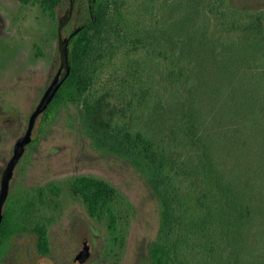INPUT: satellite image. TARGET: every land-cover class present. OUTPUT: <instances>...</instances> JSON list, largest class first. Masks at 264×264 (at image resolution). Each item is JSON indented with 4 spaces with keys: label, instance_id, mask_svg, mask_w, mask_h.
<instances>
[{
    "label": "rangeland",
    "instance_id": "374dc122",
    "mask_svg": "<svg viewBox=\"0 0 264 264\" xmlns=\"http://www.w3.org/2000/svg\"><path fill=\"white\" fill-rule=\"evenodd\" d=\"M3 1L0 0V3ZM181 1L108 0L106 22L95 36V53L86 63V71L93 78L86 96L98 108V120L108 124L110 131L127 126L144 128L149 124L162 136L170 133L169 126L173 121L168 120L162 109L158 112L154 110L159 108L156 100L152 103L150 116L139 111V107L145 105V100L149 96L155 99L156 94L151 90L150 94H145L146 98L143 97V72L135 59L139 55L146 56L157 34L159 42L162 41L159 32L162 33L163 18L172 13ZM69 2L59 17L66 14ZM197 2L200 9L209 4L205 0ZM15 3L13 5L19 4ZM211 6L217 10L211 17L213 25L209 31L210 38L200 52V56L208 60L199 72H213L216 66L212 59L215 56L224 62L221 67L226 82L222 85L220 99L212 98L214 95L210 93L211 101L206 102L205 92H197L191 96V107L193 113L198 112L201 116L202 122L208 121L206 125L209 129L215 125L217 132H220L226 124H233L234 116L230 114L228 104L231 100L226 98L232 92L234 83L243 81L248 84L254 82L256 76L264 80V0H216ZM243 6L250 7V11H244ZM18 10V20L21 22L16 35L21 53L18 60L12 61L15 53L5 50L12 39L1 36L0 68L7 71H0V83L14 85L17 81L11 74L17 64H34L38 62L36 55L40 53L42 57L39 65L45 56L43 62L47 67L46 72L50 70L51 73L47 78L42 74L39 80L34 77L35 82L29 79L30 87L21 89L17 97L9 98L8 101L14 106L9 114L14 118V124L18 118H26L33 111L58 66L55 20L47 18V22H41L37 7H19ZM234 10L241 13L238 21ZM90 18L91 14L84 1L69 15L62 31L63 37L89 22ZM219 30L225 32L222 46L218 41ZM151 34L152 39L149 38ZM45 35L47 37L44 38ZM137 38L140 41L137 42ZM41 69L44 70V67ZM218 84L215 78L212 90H219L216 89ZM261 94L257 95L256 102L258 107L264 109V95ZM74 112L75 108L63 109L51 119L46 120L45 116H40L36 121L31 142L20 158L9 188L7 207L14 202L13 196L21 198L14 224L21 228L20 231L27 232L14 237V247H19L20 253L29 249L33 264H76L74 255L81 247V235L84 233L91 244L85 264H149L148 246L155 240L159 229L158 202L142 175L133 166L92 146L90 140L79 132ZM3 120L0 119L2 129L7 124ZM216 133L212 132L213 135ZM219 139L214 140L215 157L224 160L227 151L232 148H226V142L224 145L221 142L228 140ZM12 144L13 141L8 139L0 141V159L6 156L9 158ZM240 150L239 155L243 153ZM81 176L103 180L114 189L110 204L116 217L113 229L109 227V217L105 216L101 220L92 217L83 199L73 192L72 183ZM170 183L176 196L177 218L170 240L180 262L264 264V245H258L264 222L248 214L238 217L237 228L229 234L223 224L228 225L233 219H218L215 222L214 217L212 222L204 221L208 210L198 205L200 187L191 175L175 171L170 177ZM53 188H58L59 194H55ZM234 212L236 214L239 211L234 209ZM215 223H222L218 231L213 229ZM37 225L44 226L50 236L51 252L46 258L36 251L37 237L28 233ZM214 231L218 236L211 240ZM212 242L217 247L221 243L216 255L211 251L214 250Z\"/></svg>",
    "mask_w": 264,
    "mask_h": 264
},
{
    "label": "trees",
    "instance_id": "16d2710c",
    "mask_svg": "<svg viewBox=\"0 0 264 264\" xmlns=\"http://www.w3.org/2000/svg\"><path fill=\"white\" fill-rule=\"evenodd\" d=\"M43 1L44 9L54 16V8L61 0ZM205 1L209 4L202 9L197 0L181 1L172 13L163 18L162 33L159 32L162 41L159 42L157 34L156 39L152 40L154 43H151L152 50L148 48L146 56L139 55L135 59L143 72V97L146 98L145 94H150L151 90L156 94L154 100L149 96L139 111L145 116L149 115L153 109L152 103L156 100L159 108L154 110L158 112L162 109L168 120L173 121L169 126L170 133L162 136L149 124L144 128L127 126L110 131L108 124L98 120V108L86 96L93 80L86 71V63L95 53V36L106 22L108 0H93L92 17L82 25L67 48L70 73L44 117L46 120L51 119L63 109L75 108L78 130L90 140L92 146L123 159L142 175L160 208L158 234L148 246L149 264H184L174 254L170 240L177 224L176 196L170 183L175 171L191 175L198 182L200 192L197 202L201 209L208 210L204 216L207 223L212 222L214 217L215 222L218 219H233L228 225L223 224L225 231L232 234L238 226V217L248 214L264 222V109L258 107L256 102L257 95L261 92L264 95V80L256 76L254 82L248 84L243 81L234 83L232 92L226 98L231 100L228 104L229 112L234 116L233 124H226L220 132H217L215 125L209 129L206 125L208 121L202 122L201 116L198 112L193 113L191 107V96L197 92H205L206 102L211 101L210 93L214 95L212 98L220 99L222 85L226 82L221 67L224 62L215 56L212 59L216 66L214 71L199 72L208 60L201 57L200 52L210 38L209 31L213 25L211 17L217 10L211 6L216 0ZM242 9L248 12L251 8L243 6ZM240 14L235 12L237 21ZM219 31L218 41L222 46L225 32ZM152 37L153 34L149 36L150 39ZM215 78L220 83L216 88L220 89L216 91L212 90ZM211 131L217 133L213 135ZM216 139L228 140L221 142L223 145L226 142V148H232L225 150L228 154L224 160L215 157ZM239 149L243 152L240 155ZM72 189L86 203L92 217L101 220L107 216L109 227H115L116 217L110 205L115 191L109 184L97 178L81 176L73 181ZM53 192L59 194L60 190L53 188ZM20 201L19 197L6 208L2 230H21L14 224L13 216L21 206ZM234 209L239 212L235 214ZM221 224H213V229L218 231ZM261 228L259 246L264 245V225ZM33 230L40 236L39 250L42 253L49 252L46 228L37 225ZM216 231L211 234V240L218 236ZM213 247L211 251L216 255L221 243L219 247L213 243Z\"/></svg>",
    "mask_w": 264,
    "mask_h": 264
},
{
    "label": "flooded vegetation",
    "instance_id": "af4514ba",
    "mask_svg": "<svg viewBox=\"0 0 264 264\" xmlns=\"http://www.w3.org/2000/svg\"><path fill=\"white\" fill-rule=\"evenodd\" d=\"M42 1L43 0H28V1L5 0L2 3H0V38L1 36L8 37V38L11 37L12 40L10 41V44L7 43L8 45L5 46V50L8 51V53H10V51H13L15 53L12 61L18 60L19 59L18 56L21 53L19 51V46H18L19 38H18V35H16L17 28L19 27V24L21 22L18 20L19 19L18 17L19 7H29L30 9L37 7L40 12V16H38V19H40L41 22L43 23L47 22L45 21L47 18L54 19L56 22V26H57L55 37H56V42L58 46L57 47L58 66H57V69H56V72L53 78L50 80L49 85L41 94L38 103L34 105L33 111L28 116H26V118H18V121L15 124H14V121H15L14 118L13 117L11 118L9 115L10 112H12V110L14 109V106L8 100L10 97H17L19 95V92L21 93V89L26 90L27 87H30L29 79H32L35 82V78H38L39 80L42 77L41 76L42 74H44L46 78L47 76L48 77L50 76L51 71L47 70L46 72L47 67L45 65V62H43L45 61V56H43L44 59L42 58L43 60H42L41 65H39L41 61V57H42L41 53L40 55L39 54L36 55L38 62L34 64H31L29 66L27 65L20 66L19 64H17V66L15 65L16 68L15 70H13L14 73L11 74L10 72V74L13 75L11 77L15 78V80L17 81L15 84H18V86H15V84L9 85L6 83H0V119H4L3 121L7 123L5 126H3L4 127L3 129L0 127V141L2 139H5V140L8 139V140L13 141V144L9 151L10 152L9 158H7L6 156V158L2 157L0 159V213L1 211H3V219H4L5 210L7 208V203L10 198L9 188L11 185V181L13 179L14 171L20 161V158L23 156V154L28 148V145L30 144L28 143L27 145L21 147L22 142L26 138V135L28 132L29 121L31 119V116L33 112L37 109V107L41 103H43V101L46 100V98L48 97L50 93L49 91L51 90V88L57 82L63 79V77L66 75L69 69L67 48L83 24L77 27L76 29H74L73 31H71L70 33H68L66 37H63L62 31L65 28L67 19L69 15L75 12V8L80 3L82 4L84 1H85V4H87L88 6L91 17H92V12H93V0H61L55 6L54 16H52L49 11H46L44 9V5L42 4ZM68 1H70L69 2L70 4H69L68 10L65 11L66 14L63 17H59L60 13L65 10ZM15 2H18L19 4L13 5V4H16ZM16 6L18 7L15 10ZM43 37L45 38L47 36L45 35ZM42 66L44 67V70L41 69ZM4 70L5 69L0 68V71H4ZM28 98H29V95H28ZM49 106L43 113L39 115V117L45 116ZM13 125H16V126L14 127ZM21 150L23 151V153L21 157L17 159V155L19 154ZM16 200L17 198H15L14 201ZM13 216H15V214ZM3 219L0 223V264H33L31 261V252L29 249H27L25 253L24 251L20 253L19 252L20 250H18L19 247H16V248L14 247V237L18 234L27 233V232L13 231L10 229L2 230ZM28 233L31 234L32 237H35V236L37 237V243H36L37 253L43 258L50 256L51 245H50V236H49L48 231H47V237H48L50 249H49V252L47 253H42L39 250V237L40 236L38 232L32 229ZM85 247H87V255H88V251L90 252V249H91V244H90V241L88 240L87 234L83 233L81 235V247L77 249L74 255V263L85 264L87 262V259H88L87 256L85 260L82 261L81 263L77 262L78 256L81 254V252L84 250ZM42 264H47V263H42Z\"/></svg>",
    "mask_w": 264,
    "mask_h": 264
},
{
    "label": "water",
    "instance_id": "95a60500",
    "mask_svg": "<svg viewBox=\"0 0 264 264\" xmlns=\"http://www.w3.org/2000/svg\"><path fill=\"white\" fill-rule=\"evenodd\" d=\"M70 73V68L68 69L66 75L63 77L62 80H60L59 82H57L52 88L51 90L49 91V95L48 97L46 98L45 101H43V103H41L37 109L33 112L32 116H31V119L29 121V127H28V132H27V135H26V138L24 139V141L22 142V146H25L27 145L28 143L31 142V135H32V131L35 127V124H36V121H37V118L39 117V115L41 113H43L47 107L49 106V104L51 103V101L53 100L55 94L57 93L58 89L60 88V86L62 85V83L65 81V79L68 77ZM23 151L21 150L19 152V154L17 155V159H19L22 155ZM3 219V211H1L0 213V223ZM87 256V247L84 248V250L81 252V254L78 256L77 258V262L81 263L82 261L85 260Z\"/></svg>",
    "mask_w": 264,
    "mask_h": 264
}]
</instances>
